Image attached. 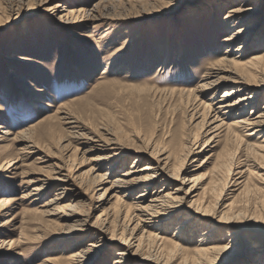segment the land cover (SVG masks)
Segmentation results:
<instances>
[{"label":"rangeland","instance_id":"1","mask_svg":"<svg viewBox=\"0 0 264 264\" xmlns=\"http://www.w3.org/2000/svg\"><path fill=\"white\" fill-rule=\"evenodd\" d=\"M245 5L251 9L246 19L238 20L229 13ZM67 8L83 10L87 18L80 22V17H74L69 25L59 22ZM244 29L245 34L237 38L235 34ZM233 34L235 38L230 40ZM262 38L264 0H0V137L5 139L0 142V205L4 202L0 208V214L4 212L0 215V242H4L0 264H48L65 258L77 245L84 249L92 241L121 233L125 225L117 221L115 211L133 204L144 189L127 198L122 192L108 196L109 185L98 187L91 173L89 159L97 154L84 158L90 144L71 143L68 136L78 132L113 140L131 150L166 148L172 152L182 134L198 133L201 124L196 118L190 120L192 107L187 101L170 92L199 89L207 82L206 72L224 58L242 56L240 60L247 62L262 55ZM225 85L217 93L197 90L199 100L209 104L214 95L222 97L231 88ZM263 96L259 109L264 107ZM64 114L78 129L60 120ZM234 118L227 122L231 124ZM5 131L12 135L4 136ZM15 136L30 143L15 142ZM263 139L264 132L245 138L251 145ZM228 144L238 151L234 162L250 156L221 133L199 158L198 162L208 161L200 173L213 169ZM30 145L35 154L21 162V152ZM138 156L142 161L135 163ZM251 157L257 165H253L252 175H243L242 188L232 192L238 187L223 177L227 202L221 205L211 199L213 206L218 203L215 237L228 242L231 231L241 233L231 243L237 242L239 255L227 264H255L253 246L263 242L264 248V163ZM125 158V164L114 161L95 175H108L115 181L132 166L142 169L152 160L136 152ZM196 158L190 156L187 167L192 169ZM10 160L18 166L7 168L5 163ZM57 167L69 176L68 190L51 182L42 200L25 197L32 178L47 173L54 176ZM55 200L49 208L55 210L53 214L43 215L46 205ZM223 214L234 227L218 223ZM177 225L165 236L170 238ZM194 227V238L179 242L181 251L172 264H189L188 258L200 245L198 237L206 229L202 223ZM115 245L114 241L106 243L89 264H113L120 249ZM152 248L148 242L144 252H153ZM165 254L152 253L154 258Z\"/></svg>","mask_w":264,"mask_h":264},{"label":"bare ground","instance_id":"2","mask_svg":"<svg viewBox=\"0 0 264 264\" xmlns=\"http://www.w3.org/2000/svg\"><path fill=\"white\" fill-rule=\"evenodd\" d=\"M52 10L54 11V8ZM229 13L233 14L232 17H238V20H243L251 14V9L245 5L232 9ZM74 17H80L79 21L82 22L87 18V15L83 10L67 8L63 9L58 20L65 25H69ZM244 34L245 29L235 35L238 38ZM235 35L231 36L230 40H233ZM261 41L263 42L264 39L262 38ZM243 50L241 49V52ZM241 57L224 58L206 72L207 82L200 85L199 89H197L200 94L202 91L217 93L220 89L227 88L225 84H230L231 86L222 97L216 98L217 95H214L210 99L209 104L202 103L199 100L200 96L197 95V90H173L170 92L177 95L182 102L187 101V106L190 105L189 107H192L190 120L196 118L195 120H200L199 123L201 124L198 133L194 135L182 134L180 141L177 143L178 145L172 152H167L166 148H153L149 151L147 149H145L146 151L131 150L124 148V146L113 140L104 141L96 136L86 137L78 132L71 133L68 136L71 143L90 144V148H87L89 150L84 153V158L97 154L96 158L89 159V161L93 162L91 173L98 187L109 185L105 192L108 196L114 192H122L125 194L124 198H127L128 196H133V193L139 189L144 190L135 198L133 204L126 207L125 205L121 206L115 211L117 213V221L120 220L125 225L121 233L113 232L110 238L107 239L105 237L104 241L102 239L92 241L84 249H80V245H77L79 247L72 250L73 252L65 258L52 260L48 264H89L96 257L95 254L101 252L106 243L113 241L116 242L115 246L120 248L116 251L113 264H172L176 254L181 251L179 242H186L187 237L189 239L194 238L197 231V229H193L195 228L194 225L198 227L201 223L204 224L206 229L201 231L198 237L200 245L195 249L193 256L188 258L189 264H227V262L237 259L240 247L237 242L235 244L231 243L238 239L241 234L240 230L231 231V234L228 235L230 237L228 242L226 239L215 237L216 231H218L214 224L217 220L215 206L218 203L217 205L214 203L215 206H213L211 199L212 201L213 198L217 199L216 201H220L221 205H223L228 199V196L223 194L227 181L232 180V187H238V189H233L232 192H237L242 188L245 183L243 175L249 172V175H252V167L255 164L257 165L255 160H253L254 162L252 161V155L256 158H261L264 163V139L259 144L252 145L245 140V138L261 135L264 132V107L259 109L258 105L259 99L264 93V53L254 56L247 62L241 61ZM15 60L23 61V59L19 58ZM227 74L229 76L225 77ZM233 116L235 117L234 121L229 124L227 121ZM60 120L65 125L71 126V129H78L76 122L72 121L68 114H64ZM0 129L3 128L0 127ZM224 132L227 134L228 143H239L240 147L244 148L243 151L247 152V155L250 154V156L248 155V158L242 162H234L233 160L237 156L238 151H232L228 144L223 149V152L218 155L217 162L212 167L213 169L205 174L200 173L206 166L204 164H207L208 161L201 160V163L198 162L199 158L205 148L208 147V144L214 142ZM2 134L4 136L12 135L10 131H5ZM13 139H15V142L22 144L30 143L22 136H15ZM4 140V137H0V142ZM83 140H86V142H82ZM34 150V145H30V147L25 148L21 152L20 159H17L21 162H24L22 160L28 161V158L35 154ZM76 151H81V148H76ZM131 152H136L137 154L145 153L152 160L148 161V165L142 169L132 166L131 170L126 171L115 181L108 179V175H105L106 177L95 175L114 161L125 164V155H129ZM192 155H196L197 158L194 161L195 165L191 169L187 167V161ZM138 158L139 156L134 158L135 163L142 161L141 158ZM197 163L200 164L196 165ZM5 164L7 168H12L17 164V161L10 160ZM258 167L259 170H263L262 166ZM57 168L54 171V176L49 177L47 173L37 174L36 177L35 174L36 178L33 179L31 177V181L27 180L29 181L26 186L28 194L25 197H31V199L35 197L34 201L40 200L51 182L52 184L59 182L68 190L69 176L62 167ZM1 169L0 167V172ZM112 169L114 168L112 167ZM223 177L227 179L226 184L222 182ZM113 196L111 195V197ZM56 200H59L58 197ZM56 200L46 205L47 209L42 211L43 215L53 214L55 210H49V208L54 207ZM0 203L2 202L0 201ZM3 207L4 202L0 205V208ZM4 210L6 209L2 211ZM0 215H4V212ZM177 223L178 227L175 228L174 234L170 238L166 237L167 230H171ZM218 223L234 227L232 221L224 214L218 220ZM105 233L109 235L106 231ZM139 233L142 234L139 236ZM69 234L73 233L70 232ZM148 242L153 244L152 249H154L156 254L157 252H165V256L161 257L162 255H160V258H154L155 256L152 255L154 251L145 253V244ZM262 245L263 242L253 246L256 257L253 256L252 259L254 260L252 261L255 264H264V248ZM3 246L4 242H0V249ZM186 263H188L187 260Z\"/></svg>","mask_w":264,"mask_h":264}]
</instances>
